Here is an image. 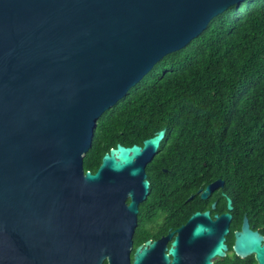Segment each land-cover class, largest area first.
Wrapping results in <instances>:
<instances>
[{"label": "water", "instance_id": "1", "mask_svg": "<svg viewBox=\"0 0 264 264\" xmlns=\"http://www.w3.org/2000/svg\"><path fill=\"white\" fill-rule=\"evenodd\" d=\"M246 1L0 0V264L169 262L158 242L132 256L146 168L166 130L143 146L118 144L95 173L84 156L102 116L158 62ZM209 220L196 213L178 230L172 264L226 256L232 215ZM233 250L264 264V236L247 217Z\"/></svg>", "mask_w": 264, "mask_h": 264}, {"label": "trees", "instance_id": "2", "mask_svg": "<svg viewBox=\"0 0 264 264\" xmlns=\"http://www.w3.org/2000/svg\"><path fill=\"white\" fill-rule=\"evenodd\" d=\"M161 130L166 138L147 169L143 210L185 203L220 179L233 202V230L246 216L264 232V0L216 17L108 110L84 156L85 172L95 173L118 144H142ZM141 229L136 245L148 239ZM217 264L257 261L233 255Z\"/></svg>", "mask_w": 264, "mask_h": 264}, {"label": "flooded vegetation", "instance_id": "3", "mask_svg": "<svg viewBox=\"0 0 264 264\" xmlns=\"http://www.w3.org/2000/svg\"><path fill=\"white\" fill-rule=\"evenodd\" d=\"M165 138H166V136H165ZM134 145L143 146V143L142 144H133L131 146H134ZM126 147H128V146H126ZM158 153H159V151H158ZM158 153H157V155H158ZM148 166H149V164H148ZM148 166L146 168V171L148 169ZM216 181H214L210 184H213ZM223 182H224V185L220 186V187L216 188L214 191H212V193L209 194L206 199L201 198V194L204 192V190L206 189V187L208 185L204 189L203 188L199 189L196 194L191 195L188 198V200L182 204L174 203L172 206L166 205L162 209H158V210H151L150 208L146 207V209L143 210L142 209V205L144 204L143 203L139 209L138 227L136 229L135 236H134V248L132 251V256H133L136 248L138 246L144 244L145 242H147V241L158 242L159 244L157 245V252L163 256L169 257V262L165 263V264H172L173 257L170 254V249L173 247V242L180 235L178 230L181 227L185 226L187 224V222L189 221V219L194 214H196V213L203 214L205 212L210 213L209 222H215L217 220V216L220 217V216L228 214V213L232 215V220H231L230 227H229V233L226 235V244L228 246V250L226 251V256L224 258H215L212 260V263L217 264V262L221 261L222 259H225V258L233 256V255L237 256L233 250V245H234V241H235V233L237 231L241 230L243 221H242V224H241L239 229L233 230L232 225L235 222L234 216L232 214L233 210L232 211L228 210V199H230V198L228 197V194L225 191V181H223ZM197 195H198V198H197ZM225 199H227V206L225 204ZM214 205H215V207H214ZM141 218H142V220H141ZM199 221H201L203 223L208 222L206 219H201V218L199 219ZM140 226L142 227V229L140 231L141 234L144 237H148V239L144 243H142L140 245H136L135 237H136V233H137ZM250 226H251V224H250ZM251 228H252V230L258 231L261 235L264 236L263 231L257 230L253 226H251ZM170 236H172V237L170 238ZM231 241H233L232 246H230ZM250 257H254V256H250ZM250 257H247L245 259H248Z\"/></svg>", "mask_w": 264, "mask_h": 264}]
</instances>
